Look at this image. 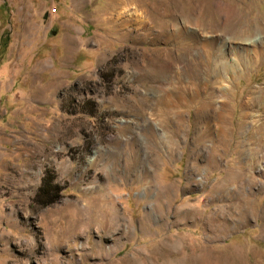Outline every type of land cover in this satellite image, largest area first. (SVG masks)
I'll use <instances>...</instances> for the list:
<instances>
[{"label": "rangeland", "instance_id": "rangeland-1", "mask_svg": "<svg viewBox=\"0 0 264 264\" xmlns=\"http://www.w3.org/2000/svg\"><path fill=\"white\" fill-rule=\"evenodd\" d=\"M215 2L241 16L228 36L264 29V0H0V264H193L234 249L243 262L228 264H264V124L245 128L240 105L264 86V58L244 68L237 53L225 77L231 140L218 165L205 166L208 133L193 138L204 93L191 95L186 60L218 22ZM210 47L195 60L204 70ZM239 129L257 160L240 181L227 176Z\"/></svg>", "mask_w": 264, "mask_h": 264}, {"label": "bare ground", "instance_id": "bare-ground-1", "mask_svg": "<svg viewBox=\"0 0 264 264\" xmlns=\"http://www.w3.org/2000/svg\"><path fill=\"white\" fill-rule=\"evenodd\" d=\"M191 10H193L192 12L195 14L202 13V10L198 5H196V7L192 8ZM207 15H209V14L207 13ZM212 15H216L218 17V19H219L218 22H216L215 24L214 23L212 24L211 22H206L208 32H205V34H201L202 33L201 32L199 34L200 39L198 38V40L196 41L197 48H196V50H193L194 51V54L192 53L193 56L189 60L187 59L186 63L189 66L188 70H190L189 74H190V77L192 79L191 80L192 86L194 88L193 94H191V95H196V96L198 95L197 83H202L201 88L203 89L202 92L204 93V96H203L200 104L197 106V108L194 111V117L196 120V124L199 125V123H200L202 125V129H201V131H199L197 133L195 132L193 138L196 140H200L201 133H208L207 137L202 139L203 143H206V142L210 143L208 146H206L207 151L205 152V154H206V158L208 159V161H207V163L205 162L206 163L205 166L215 167L216 165L219 164V161L221 158V152L226 149V146L229 144L228 142L231 140V129L228 126V119L231 118V111L229 110L227 102L224 98V90H226L225 87H227L225 77L228 73L232 74V76H233L235 74L236 69L239 68V65H238L239 56H238V58L236 57L237 53H239L242 57V60H244V64H243L244 68H251L257 63V61L264 58V29H261V31L259 33H257V35L254 37L248 35L250 37L245 36L246 38H243L239 41L235 38V35H234V37L228 36V34H229L228 31L230 29H233V26H232V24H230V22L235 21L237 19L240 20L241 16L238 17L236 12L234 10H232V8H230L228 6L226 7L225 5H221V4L216 3V2L214 4L213 10H212ZM200 23H201V21H200ZM217 27L219 28L218 31L216 29L217 32L211 30V28L213 29V28H217ZM198 29H200V28H198ZM198 29L194 28V26H193V28L188 29V30L191 31L192 34L196 35V33H199V31H196ZM202 30H204V29H202ZM227 32H228V34H227ZM240 36H244V35H240ZM238 38H239V36H238ZM195 40L196 39H194V41ZM208 46H211L210 48L214 49L213 51H215V56L213 57V61H212L211 65L210 66L208 65V67L205 68V70H204L203 68H200V66H198L196 64L195 60L198 59V57H200L201 55L202 56L205 55V51H206V48ZM240 68H241V66H240ZM207 72L210 73V75H208ZM176 77H178V79H180L178 81L181 85L184 86V88L189 87L187 85L189 83V79H187V77H185V74L177 71ZM165 78H167V77H165ZM184 79H185V82L183 81ZM208 80L211 81V86L206 91V85H207ZM190 93H191V91H190ZM259 93H264V86H262V87L261 86H253L244 95V97L240 101V105L242 106V109L244 111L243 112V122H245V124H244L245 128L246 127L249 128L250 126L255 128L256 126H254V125H257V127H259V125L261 123L264 124V111L253 110L254 107L256 106V103L259 100L258 99ZM173 96L177 97V100H179V99L182 100V99H184V92L183 91L182 92L181 91L176 92V95H173ZM189 97H191V96H189ZM242 130L243 129H241V130L239 129V131H238L239 136L236 140V153H237L238 158H239V162L237 163V170L238 171L234 168L236 171H228V173H227L228 178L238 179V180L240 179V177H242L241 171L242 170L244 171L252 163L255 164L254 162L257 161L256 160V153L255 154L253 153L254 148L252 149V147H251L254 140L251 138L248 139V138L242 137V134H243ZM204 147H205V145H203V148ZM261 148L264 149L263 146ZM257 149L259 150V148H257ZM196 153H198L197 149L192 150L191 154H190L192 159H193V161L191 159V162L195 165V167L198 165L197 164L198 157L196 156ZM260 158H261V155H260ZM261 168H262L261 164L257 163V169H261ZM243 174H244V172H243ZM240 185H239V187H237L238 189L235 190V192L233 191L234 193L232 192V194L235 196L233 198H236L238 200L236 202H238L241 206H243V208L245 210V208H246L245 206H247L248 200L246 201L243 198L244 195L242 196L240 194V192L242 193V190H241L242 185L241 186ZM223 188H224V186L221 183H217L214 187V189H215L214 192H217V190L222 191ZM229 191H231V190H229ZM236 202H235V204H236ZM248 206H250V204ZM233 207H235V206H233ZM234 209H236V208H234ZM240 209H242V208L240 207ZM180 210H182V209H179V211ZM187 211L189 212V210H187ZM238 212H239V210H238ZM239 213H241V212H239ZM249 213H251V211ZM259 218H260V216H259ZM261 218H262L261 219L262 220L261 225L264 226V215H262ZM211 219H212V221H218V220H216V217H212ZM235 219H237V218H235ZM243 255H244V250H242V249H234L231 251V254H230V256H233L236 259V261L238 260L239 262L240 261L243 262ZM230 256H226L224 254L223 255H216L214 257L211 255L208 257H206V255H205L204 257L202 256V257H198V258H196L197 256L196 257L192 256V257H190V260L193 264L194 263H199V264H228V260H229ZM253 256L256 257L257 254L255 253V254H253ZM256 262L257 261L255 260V263Z\"/></svg>", "mask_w": 264, "mask_h": 264}, {"label": "crops", "instance_id": "crops-1", "mask_svg": "<svg viewBox=\"0 0 264 264\" xmlns=\"http://www.w3.org/2000/svg\"><path fill=\"white\" fill-rule=\"evenodd\" d=\"M124 25V24H123Z\"/></svg>", "mask_w": 264, "mask_h": 264}]
</instances>
